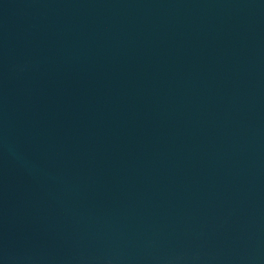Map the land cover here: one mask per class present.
Masks as SVG:
<instances>
[{"label": "water", "instance_id": "1", "mask_svg": "<svg viewBox=\"0 0 264 264\" xmlns=\"http://www.w3.org/2000/svg\"><path fill=\"white\" fill-rule=\"evenodd\" d=\"M0 264H264V0H0Z\"/></svg>", "mask_w": 264, "mask_h": 264}]
</instances>
